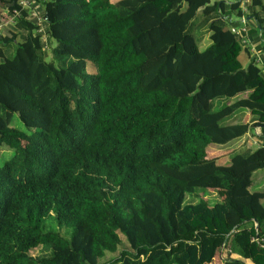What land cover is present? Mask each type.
I'll use <instances>...</instances> for the list:
<instances>
[{
  "label": "trees",
  "instance_id": "16d2710c",
  "mask_svg": "<svg viewBox=\"0 0 264 264\" xmlns=\"http://www.w3.org/2000/svg\"><path fill=\"white\" fill-rule=\"evenodd\" d=\"M15 9L0 264H264V0H48L41 22L0 0V23Z\"/></svg>",
  "mask_w": 264,
  "mask_h": 264
},
{
  "label": "rangeland",
  "instance_id": "374dc122",
  "mask_svg": "<svg viewBox=\"0 0 264 264\" xmlns=\"http://www.w3.org/2000/svg\"><path fill=\"white\" fill-rule=\"evenodd\" d=\"M251 24H253V23L251 22ZM249 30H250V27H248V32H245L242 28H237V30H236L235 33L239 37L243 38L244 42L248 41L247 44L248 45H251V41H250L251 35L248 34L249 33ZM203 42L204 43L202 45H200V49L201 50L205 49L210 44V40L208 39L206 41V39H205ZM241 45L244 47V44H241ZM261 46L264 47L263 44H261ZM250 47H251L250 49L252 51L251 57L252 56H255L257 58L256 62L259 63L264 68V51H262L263 48H260L258 46H255L254 44H253V46H250ZM262 57H263V59H262ZM240 59H241V61H242V63L244 65H246L247 62L249 61V58L247 57V55H246L245 52H241ZM157 63L154 62V63L150 64L148 67H146L147 69L145 68L146 70H144V72L142 74V77H141V82L142 83H144L145 80L147 78H149L154 73V71H155V65ZM250 120H251V114L249 113L248 110H239L235 115H233L231 118L228 119V122L229 123L230 122L238 123V122H248ZM257 132H260L259 128L257 129ZM249 143H252V142H250V140H249ZM251 145H254L255 146V144H250V146ZM237 146H238V144H237ZM11 155H12L11 152L5 153V156H6L5 157V161L8 160L11 157ZM3 162H4V155H3L2 152H0V165L3 164ZM259 176H264V169H261V170L255 172V174L253 175V179L256 181V179ZM263 183H264V181H263ZM258 187H260V184L257 183V182H255L254 187L252 188V190H264V185L261 186V188H259V189H258ZM205 197L209 200L210 204H213V203H216V202L219 201V195H218V193L215 190H209L208 192H206L205 193ZM32 253H35L36 254L37 252H36V250H33ZM235 256H237V255H235ZM217 263L218 264H221L220 259H217Z\"/></svg>",
  "mask_w": 264,
  "mask_h": 264
},
{
  "label": "built area",
  "instance_id": "2783aa9c",
  "mask_svg": "<svg viewBox=\"0 0 264 264\" xmlns=\"http://www.w3.org/2000/svg\"><path fill=\"white\" fill-rule=\"evenodd\" d=\"M48 0H19V5L22 7V9L24 10H27L29 12V14L32 16V17H35L38 19V21H42V16L41 14L39 13V5L46 2ZM247 3V0H242V4L243 6H245V4ZM246 10V8H245ZM19 11L17 9L14 10V15L12 17H10L9 19H7L6 21H2L0 23V35L3 31V29L10 25L11 23L14 22V19L17 15H19ZM246 18L245 17H242L241 18V21L243 22V25H242V29L245 31V32H248V25L249 23L245 22ZM40 30H42V27L40 28ZM237 28H232V31L236 32ZM244 42V40H243ZM248 41H246L247 43Z\"/></svg>",
  "mask_w": 264,
  "mask_h": 264
},
{
  "label": "crops",
  "instance_id": "0c3cea01",
  "mask_svg": "<svg viewBox=\"0 0 264 264\" xmlns=\"http://www.w3.org/2000/svg\"><path fill=\"white\" fill-rule=\"evenodd\" d=\"M252 136V137H251ZM249 140H250V142H252V143H249ZM255 142H256V138L254 137V135H248L247 137H245L244 139H242L240 142H238L237 144L240 146V145H242V144H246L247 146H250V144H255ZM236 144V145H237ZM249 144V145H248ZM215 151H212V153H214ZM223 164H225V161L223 162ZM263 181H264V176H259L257 179H256V181L255 182H257V183H259L260 184V187H258V189L259 188H261V186H263L264 185V183H263Z\"/></svg>",
  "mask_w": 264,
  "mask_h": 264
},
{
  "label": "water",
  "instance_id": "95a60500",
  "mask_svg": "<svg viewBox=\"0 0 264 264\" xmlns=\"http://www.w3.org/2000/svg\"><path fill=\"white\" fill-rule=\"evenodd\" d=\"M212 1V3H214L216 0H211Z\"/></svg>",
  "mask_w": 264,
  "mask_h": 264
}]
</instances>
